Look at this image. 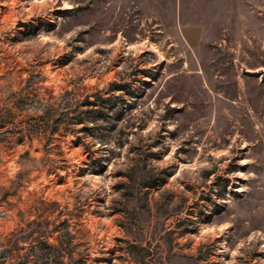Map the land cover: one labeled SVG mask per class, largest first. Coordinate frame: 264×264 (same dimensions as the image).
<instances>
[{"label":"rangeland","instance_id":"374dc122","mask_svg":"<svg viewBox=\"0 0 264 264\" xmlns=\"http://www.w3.org/2000/svg\"><path fill=\"white\" fill-rule=\"evenodd\" d=\"M0 264H264V0H0Z\"/></svg>","mask_w":264,"mask_h":264},{"label":"trees","instance_id":"16d2710c","mask_svg":"<svg viewBox=\"0 0 264 264\" xmlns=\"http://www.w3.org/2000/svg\"><path fill=\"white\" fill-rule=\"evenodd\" d=\"M115 86H116V88H113L112 90H122V89H124V85H123V84H116ZM109 100H111L110 97L104 99V101H109ZM89 104H90V105H98V104L95 103V102H89ZM92 111H96V110H92ZM81 122H82V121H81Z\"/></svg>","mask_w":264,"mask_h":264},{"label":"crops","instance_id":"0c3cea01","mask_svg":"<svg viewBox=\"0 0 264 264\" xmlns=\"http://www.w3.org/2000/svg\"><path fill=\"white\" fill-rule=\"evenodd\" d=\"M193 31L198 32L197 29H194ZM197 41H198V39H197L195 42L188 41V44H189L190 46H194V45L197 43Z\"/></svg>","mask_w":264,"mask_h":264}]
</instances>
